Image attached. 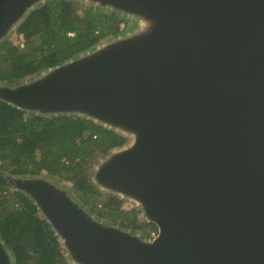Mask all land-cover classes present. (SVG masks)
Returning a JSON list of instances; mask_svg holds the SVG:
<instances>
[{
	"label": "water",
	"instance_id": "95a60500",
	"mask_svg": "<svg viewBox=\"0 0 264 264\" xmlns=\"http://www.w3.org/2000/svg\"><path fill=\"white\" fill-rule=\"evenodd\" d=\"M45 1L0 0V42ZM81 1L133 27L0 87V100L131 138L91 180L135 203L157 236L99 220L39 175L8 184L34 202L70 264H264V0ZM0 264H15L1 239Z\"/></svg>",
	"mask_w": 264,
	"mask_h": 264
},
{
	"label": "trees",
	"instance_id": "16d2710c",
	"mask_svg": "<svg viewBox=\"0 0 264 264\" xmlns=\"http://www.w3.org/2000/svg\"><path fill=\"white\" fill-rule=\"evenodd\" d=\"M77 4L46 2L17 29L16 36L22 38L24 47L15 45L13 39L0 44V86L11 87L127 31L129 20L117 12L95 6L80 9ZM126 143V138L84 117L49 119L0 100V239L12 251L15 264L70 263L34 202L8 184L7 178L12 175L45 174L71 183L99 220L141 232L145 237L158 232L155 225L140 221L138 210L123 211L124 202L117 196L107 195L102 207H98L97 199L89 202L90 197L101 195L90 182L94 166L112 149Z\"/></svg>",
	"mask_w": 264,
	"mask_h": 264
},
{
	"label": "rangeland",
	"instance_id": "374dc122",
	"mask_svg": "<svg viewBox=\"0 0 264 264\" xmlns=\"http://www.w3.org/2000/svg\"><path fill=\"white\" fill-rule=\"evenodd\" d=\"M49 1V0H48ZM48 1H45L44 3H39L33 10H31L30 12H29V14L30 13H32L34 10H36V9H38V8H40L41 6H43L46 2H48ZM75 2H77L78 4H77V7L78 8H84V6H89V4L88 3H85V2H83V1H81V0H76ZM82 4V5H81ZM125 27V24H121V28H124ZM129 27H130V29L133 27V25H132V22H129V24H128V29H127V31L128 30H130L129 29ZM17 29H18V26H16L15 28H14V30H12L10 33H9V35L7 36V38H5L4 40H2L1 42H0V44L1 43H3L5 40H9V39H13V42H14V44L15 45H20L21 47H22V45H23V41H22V38L20 37V38H18L17 36H16V32H17ZM127 32H124L123 34H126ZM70 35H74V34H70ZM113 36H111V37H109L108 39H106V40H103V41H101L100 42V44H107L108 43V41H110L111 40V38H112ZM23 47H24V45H23ZM74 59V58H73ZM3 64H1L0 66H2ZM48 71V69H45V70H43V71H41L40 73H38V74H35V75H33L32 77H30V78H27V79H25L24 81L22 80V81H20V82H17V83H15L13 86H8V87H10V88H14V87H19V86H21V85H23L24 83H26V82H28V81H32V80H35V79H38V78H40V76H42L43 74H45L46 72ZM0 87H2V85L0 86ZM131 143V138L130 139H128V141H127V144H130ZM98 164V163H97ZM96 164V165H97ZM95 165V166H96ZM95 166H94V168H95ZM94 168H93V170H94ZM39 176H41V177H43V178H45V179H47V180H49V181H52L53 183H55V184H57V186H59L60 188H62V189H65L67 192H68V194H70L71 195V197L73 198V200H75L77 203H79V204H81V205H83L84 207H86V205H85V203L82 201L83 199H82V197H80V195H78L74 190H73V188H72V184L71 183H68V182H63V181H60V180H57V179H55V178H50V177H48V176H46L45 174H42V175H39ZM90 182L94 185V187L97 189V191H99L100 193H101V195H99V197L98 196H95V197H90V199H89V202H91V201H94V200H98V202H97V204H98V207H102V203L101 202H103L107 197V195H113L112 193H110V192H106V191H103V190H100L93 182H92V180H91V178H90ZM11 187V186H10ZM12 189L13 190H16V188H14V187H12ZM115 196V195H114ZM118 197V196H117ZM120 199V198H119ZM123 202H124V204H123V207H122V210L123 211H130V210H132V209H136V210H138L139 212H140V214H139V218H140V221H142L143 219H144V217H143V214L141 213V211H140V209L136 206V204L135 203H133V202H131V201H129V200H124V199H121ZM87 209L88 210H90V208L89 207H87ZM101 221H103V222H105V223H108V224H113V225H115V223H112V222H110V221H108V220H101ZM145 221V220H144ZM118 225V224H117ZM147 232H149L150 231V229H148L147 228V230H146ZM137 233H139L141 236H143V234L141 233V232H137ZM143 237H145V236H143ZM149 238V237H148ZM63 254H64V256H65V253L63 252ZM65 259L68 261V259L65 257ZM69 262V261H68ZM70 263V262H69Z\"/></svg>",
	"mask_w": 264,
	"mask_h": 264
},
{
	"label": "built area",
	"instance_id": "2783aa9c",
	"mask_svg": "<svg viewBox=\"0 0 264 264\" xmlns=\"http://www.w3.org/2000/svg\"><path fill=\"white\" fill-rule=\"evenodd\" d=\"M22 47H23V45H22ZM156 236H157V232L152 231L150 237H156Z\"/></svg>",
	"mask_w": 264,
	"mask_h": 264
}]
</instances>
